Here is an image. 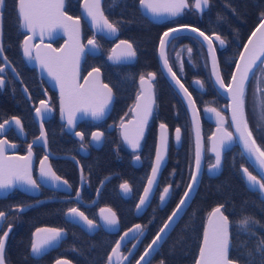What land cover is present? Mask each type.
Here are the masks:
<instances>
[{
    "label": "trees",
    "instance_id": "16d2710c",
    "mask_svg": "<svg viewBox=\"0 0 264 264\" xmlns=\"http://www.w3.org/2000/svg\"><path fill=\"white\" fill-rule=\"evenodd\" d=\"M13 1L15 5V0H7L5 12L9 19ZM80 1L66 0L65 12L73 17H78ZM138 3L139 0H101V10L104 16L118 29V34L112 42L118 39L128 41L136 52V59L133 63L128 66H114L111 69L110 88H113L114 91L117 89L120 92L123 90L133 92L137 79L142 75L154 73L158 83V99L161 110L166 109L170 113L171 108L176 105L175 102L179 103L177 112L181 145L176 154L170 156L168 166L161 177L162 184L174 183V194L165 209L157 210L154 203H151L148 212L140 219L143 224V234L139 235L138 246L129 264L135 263L178 203L189 182L193 166V136L188 114L158 65L157 46L161 33L173 26L192 24L208 36L215 34L223 38L225 44L221 46L216 40L215 49L222 78L227 83L246 38L263 17L261 13H264V0H210L209 7L201 16L197 15L199 17L191 15L185 17L183 13L167 22L153 24L143 17ZM184 18L189 21L183 22ZM86 25V23H82V37H87L90 32L97 36ZM16 31L18 54L20 55L24 34L18 30V21ZM7 33L8 28L7 32L6 29L4 30V38ZM241 34L244 37L239 39ZM168 44V60H170L171 67L177 77L184 82L187 79L190 80L191 74H193L196 81L202 83V88L209 92L213 100L220 99L226 104V101L212 85L204 46L194 38L187 36L172 38ZM7 47L9 46L6 43V50L12 53L11 49H7ZM189 48L192 50L191 52L188 51ZM103 80L108 83L104 72ZM23 82L28 90L36 86L35 83L31 85L27 78L23 79ZM188 90L195 102L196 96L190 87ZM115 94L118 103L120 96ZM39 98H41L40 94L34 92V103ZM208 103L212 102L208 101ZM260 127V137L264 140V128L261 123ZM204 133H206V129H204ZM48 136L49 141L53 144L55 138L51 137L49 132ZM258 146L264 150V141H261ZM149 148L151 151L153 150L154 141L148 140L146 150L150 151ZM57 152L68 153L63 150ZM113 164L117 163L113 162ZM243 167L264 183V179H261L262 177L250 167L239 148L235 146L232 151L224 155L223 169L218 177L210 178L204 173L202 174L192 202L149 264H161V262L163 264H195L207 217L214 208L221 205H223L224 215L233 222L230 226V259L239 264H247L249 261L252 264H264V255L256 251L259 243L264 241V203L257 193L247 190L239 173V169ZM130 170L128 181L132 185L133 194L129 199H118L113 186L116 201L111 206L117 216L119 232L137 222L133 210L148 173V170H144L142 174L135 172L134 169L130 168ZM68 208V205L58 201L36 202L8 239L6 250L11 264H52L57 258H64L72 264H104L117 240V234L108 233L103 229L92 235L86 234L79 227L64 219V213ZM244 217H251L255 222L250 223L248 231H242L236 223ZM40 227L64 230L67 237L61 242L58 249L42 258L33 259L29 256L31 237L32 233ZM248 253H252V255L249 256Z\"/></svg>",
    "mask_w": 264,
    "mask_h": 264
},
{
    "label": "flooded vegetation",
    "instance_id": "af4514ba",
    "mask_svg": "<svg viewBox=\"0 0 264 264\" xmlns=\"http://www.w3.org/2000/svg\"><path fill=\"white\" fill-rule=\"evenodd\" d=\"M80 3H79V16L75 18H81ZM188 3H189V7L183 9L181 14L179 15H182L184 13L185 17L189 15H191L192 17H199L197 15L201 16L207 9L205 8L202 11V13H198L196 8L192 6L194 5V1L188 0ZM16 4H17V0H15V5L13 1L12 6L10 7L11 17L9 19L7 12H5V9L7 7V0L6 3L5 0H3L1 45H2V52L4 58L6 59L7 65L0 58V66L4 68V71L0 72V79H3L4 81L3 86H0V123H3L5 120H9L11 121V123L5 126L4 132L0 133V140H7L8 143L5 145V150H6L5 155L11 157L28 156V146L30 144L33 145L32 148L33 164L31 168V174H32V178L37 181L40 187L37 189V194L33 195L31 193H24L23 191H21V189H19L18 187V183H16L12 188H10L6 192L4 197L0 198V211L5 212L6 214L5 218L3 220H0V236H3L4 232L6 231L9 233L5 239V249L3 252L4 264H11V261L7 255V250H6L10 235L12 234L13 230L18 226L19 222L25 218V215L29 213L31 207L36 202L38 201L41 202L42 200H46V202L48 203H51V201H58L60 203L66 204L69 206L66 212L69 211V209L76 208L78 209V211L83 212L84 215L88 217V219L94 222V224L97 227L94 233L103 229L108 233H116L117 236L119 237V235L124 230L119 232V226H118V220L116 214L115 217L117 220L118 229L116 232H110L107 231L102 225L101 211H103L104 209L107 210L110 209L111 210L110 213H115L111 206V204L114 201H116L113 192V186L115 187V191L118 199L126 200L131 197V195L133 194L132 185L128 181L131 172L130 168L134 169L135 172H139L141 174L144 170L145 171L148 170L147 177L143 185L144 188L152 166L159 126L161 124H164L167 127L168 135H169L168 160L166 166L164 167L160 175L157 187L155 189L154 195L151 199L149 206L151 205V203H154V207L156 206L157 210L165 209L174 194V185H173L174 183L168 182L162 184L161 177L164 174L166 167L168 166L170 156L176 154V151L180 148L181 145V132H180L179 141H177L176 139V129L179 128L178 112H177V107L179 103L175 102L176 105L173 108H171L170 113L166 109L161 110L158 99V93H159L158 83L154 73H153L154 78H149L148 74L144 75V77L148 79L152 84L154 103L152 105V110L148 118L147 124H145V129L138 150L132 151L123 143L121 138V129L124 124L128 123L133 118L132 110L135 106L136 98L140 93L139 90L140 78L136 80V87L135 89L132 90L133 92H130L129 90H123L120 92V90L117 89H115L114 91V89L111 88L114 94V103L110 113L106 118L102 119L99 122L83 120L76 125V128L72 133H68L65 129V124L61 123L59 120L58 102H57L56 93L51 91L49 87L46 85L45 81L38 77V74L35 71V69H32L28 66V64L26 63V61L22 56V51H21L22 46L20 50V55L18 54L17 31H16L17 21H18V30L20 32L21 30L19 27V18L17 15ZM65 7H66V3H65ZM188 21L189 19L186 18H184L183 20V22H188ZM82 23H86V22L81 20V26ZM181 25L193 26L192 24H181ZM86 26H88V24ZM6 27L8 28V33L5 36L6 42L4 43V39H5L4 30L6 29L7 32ZM243 37L244 35L241 34V36H239V39ZM89 39H95L96 41V45H97L95 47L96 54L95 55L86 54L81 68V80L92 69H99L102 75V80H103V72L105 73L108 83H106L104 80L103 82L107 84L110 88L111 69L114 66H120V65L128 66L131 63L111 64L107 59L110 54V50L112 46L120 39L115 40V42H112V40L114 41V39L109 40L99 35L95 36L90 32L88 33L87 37H82L83 44L86 45ZM6 43L9 46L7 47V49L10 48L12 53L9 52V50H6L5 48ZM61 43L62 40L57 39L52 43V45L55 48H58L61 45ZM214 45L216 47V43ZM168 53H169V44L167 46V55ZM168 62L170 64V60H168ZM262 73H264V66L259 65L252 74V76L250 77V80L248 81L245 90V117L249 125V130L252 131L253 138L255 139L256 143H258L257 145H259L260 142L264 140L260 137V133H261L260 124L258 126V122L253 118L251 114L250 103H252L256 97H258L259 99L264 98V91L257 90L258 77L260 78L259 87L264 88V75H262ZM191 76L192 78L190 80L187 79L182 83L186 85L185 87L187 89L190 87L192 92L194 93V96H196L195 104L198 108L201 118L202 134L204 133V129H206V133L203 134V139L205 142V166L203 173L205 174L206 167L212 163V157L208 154L207 145H208V137L213 131V126L204 120L203 108L206 106L214 107L219 113H221L224 116L226 121L225 122L226 128L229 131L231 129L228 123L227 113L224 110L226 104L223 103V101L220 99L213 100V98L210 97L209 92H207L206 89H203L200 84H197L195 82L196 78L193 76V74H191ZM26 78L28 81H30L29 83L31 85L35 83L36 86L28 90L26 84H24L23 82V79ZM25 89H27V91H25ZM34 92H38V94H40L41 97L36 101V103H34L33 101ZM115 93H117L118 97L120 96V100L118 103L116 102L117 97ZM41 101H44L47 104L48 108L51 109L49 111V118L46 121L42 122L43 130L45 133V140L47 141L46 149L49 152V154H47L46 150L43 148L41 144L36 145L34 143L35 140L40 136V129L36 123L34 114L36 108H38V103ZM208 101L212 103H208ZM13 117L18 118L21 121V126L23 128V131H20V128L17 127V125L15 124V120L12 119ZM48 132L51 137L55 138V142H53V144H51V142L49 141ZM77 132L83 135V139H81L80 136L76 135ZM94 132L102 133V144L99 147H97L95 144L92 143V134ZM148 140H150V142L154 141V148L152 151L150 148H149L150 151L146 150ZM13 145L15 147H13ZM234 148L235 146H233V148L230 151H232ZM11 149L13 151H10ZM58 150H63L68 153L62 154V152H57ZM45 155L48 156V160H47L48 164L51 165L53 171L59 177H61V181H65V180L67 181L66 184L67 188H64L63 191L51 190L42 186L39 183L38 166L40 161L45 157ZM137 157H139V159H137ZM113 162H116L117 164H113ZM125 182L128 183L131 189V191L128 194H124L123 190L120 187V185ZM167 186H171L170 196L169 199L166 201V203L162 205L160 200V195L163 192L164 187ZM78 191H79V196L77 195ZM142 191L140 192L137 198L136 204L138 202V199ZM149 206L146 209V211L139 217L135 216L134 214L135 207H134L133 215L137 219V222L135 224H140L143 226L140 219L144 217L145 214L148 212ZM18 207H22L23 211H17L16 209ZM66 212L64 213V219ZM9 225H11L10 231H9ZM40 228H46V227H40ZM62 241H60L57 247L49 250L47 253L43 254L38 258H34L31 256V250H30L31 245H30L29 256L33 259L42 258L45 255L49 254L50 252L58 249ZM31 244H32V237H31ZM130 246L131 244H128L124 249H122L123 256L127 253ZM58 259H62V258H57L56 260ZM56 260H54V262Z\"/></svg>",
    "mask_w": 264,
    "mask_h": 264
},
{
    "label": "snow or ice",
    "instance_id": "6c2138e0",
    "mask_svg": "<svg viewBox=\"0 0 264 264\" xmlns=\"http://www.w3.org/2000/svg\"><path fill=\"white\" fill-rule=\"evenodd\" d=\"M3 4V0H0V5ZM140 4L142 7L147 8L153 15H160L161 12L167 13L169 16H177L181 14L182 10L189 7L188 0H166L164 3H154L153 0H140ZM210 0H195V4L192 5L196 8L197 11H203V9L209 7ZM85 6L87 10V14L92 19V24L96 28H100L101 25L107 28L109 33L114 34L117 32V27L111 23L105 16L103 11H101L100 0H85ZM64 8V0H19V8H18V18L21 22V27L27 29L28 32L35 34L36 30L39 29L41 35L47 33L51 34L52 30L57 26H63L67 30V25L62 23V18L64 20H72V17H66L63 11ZM264 16V13H261ZM75 30L77 36L79 35V19L75 22ZM261 35L264 36V23L260 26ZM189 30L192 32H196L200 37H203L204 41H207L209 55L211 57L212 62V74L216 77V81L223 88L225 87L224 81L219 74L217 58H216V49L213 47L212 37L205 35L203 31H200L198 28L190 27L188 25H182L176 28H170L168 31L164 32L160 38V48H161V58L164 60V65L168 68L169 73L172 75V79L176 81V83L180 86V88L184 91L187 99L189 101L190 107H195V103L192 101L191 95L188 94V90L184 87L180 80L177 78L176 73L172 71V68L168 65V60L165 56L164 47L168 42V37L172 33H177L180 31ZM255 35V33H253ZM215 39L219 42L221 46L225 44V40L221 38L219 35L215 36ZM31 37H26L25 41L22 45L23 54L29 60L33 59L32 57V45L30 44ZM249 42L251 43V38H249ZM121 45H125L126 51L123 53L124 58H132L135 57L136 52L133 49V45L128 41H120ZM88 45H91L95 48L96 41L95 39H89ZM86 46L79 45L76 49L74 55L69 58L68 56H56L51 57L47 56L42 58L39 53L35 59L40 64L41 68L46 70L48 75L51 76L54 80H56L57 84L61 89V103L62 105L65 102V93L67 91L68 96L67 99L71 101L74 97L87 99V95L85 92H76L73 77L78 75V66L80 60V54L84 52ZM245 50L248 51V45H245ZM53 51H56L53 49ZM189 52L192 50L189 48ZM0 52H2V48H0ZM264 55V42L261 43L258 51H253L250 53L248 59H245L244 53L240 54V60L243 61V64L240 62L236 63V72L232 74V83L227 85V88L230 90V98L232 101V122L235 125L237 131L240 133V140L243 143L245 151H247L250 155L256 157V161L259 164L261 169H264V150H262L259 146H257L255 139L253 138L252 131L249 130V125L247 123L245 117V90H246V82L249 81L250 75L253 73L254 66L257 65V61L261 59V56ZM113 57H109L112 59ZM4 68L0 66V72H3ZM94 72L99 74V69H94ZM237 72L239 73V77L237 76ZM91 76L92 73H89ZM264 75V73H262ZM149 78H154L153 73H148ZM141 84H145V77L142 75L140 77ZM258 91H264V88L259 87V80L257 78ZM197 84H200L203 87L200 81H196ZM4 81L0 79V86H3ZM149 88H151V84L149 83ZM105 88L108 86L105 85ZM27 91V89H25ZM111 89L108 88L107 96L103 100V102L95 105H90L84 108L85 113L90 111L93 119H99L103 116L105 108L108 104V101L111 99ZM139 99V96H138ZM261 107L264 108V102L261 103ZM152 102L145 106L144 114L142 120L140 122L139 133L137 137L133 140L129 138L127 131L123 133L124 139L128 142L133 149L139 147V138L143 135L144 125L147 124L148 116L151 113ZM47 104L44 101H41V107L36 108L37 116H42L45 112L50 111ZM208 111L216 112V109L209 108ZM63 113V108H62ZM219 116V113L217 112ZM75 118V113L72 112L68 117V126L71 127ZM15 120V124L20 131H23L21 126V121L18 118L13 117ZM260 119L264 121V111L261 112ZM11 121L5 120L3 123H0V133L4 132L5 126L9 125ZM241 126L243 130L241 131ZM161 129H165V125H160ZM77 136H80L83 139V135L79 132L76 133ZM102 133L94 132L92 134L94 140H99ZM45 133L43 130V125H41V136L38 139L44 138ZM232 134L230 132H224L223 137L220 140L219 147L214 145L213 151L216 152V163L211 165V169H217L221 162V154L220 149L224 147V145L232 140ZM176 139L179 141L180 139V129H176ZM45 146L47 141L45 140ZM8 142L7 140H0V157L4 156V145ZM167 145V138L163 137L161 145L157 146L156 149V160L152 166V173L147 178V186L143 190V195L139 198V203L136 205V208L139 210L146 204L149 199L150 194L153 191V185L156 182L157 173L161 167V161L164 159V149ZM13 147H15L13 145ZM32 148L33 145L28 146V156L19 157L18 159L26 161V164L20 167H14L6 159L0 160V190L9 189L14 186L16 183H23L28 185L30 188L38 189L40 185L36 180L32 178L31 174V157H32ZM139 159V157H137ZM48 160V156L40 161V176L49 178L53 183L62 182L67 184V181H61V177H59L52 169L51 165H48L46 162ZM196 172H193L191 175V182L187 185V190L183 193L179 203L176 205V208L172 211L171 215L168 216L167 221H165L164 226L160 228L159 232L156 234V239L148 245L147 249H145L144 255L140 257V260L136 262V264H141V261L145 259V256L149 254V250L153 248V246L157 243L159 239L162 238L161 234L165 233L166 230L171 227V223L174 221L175 217L182 210L183 206L187 202V198L190 196L191 191L194 187V184L197 181V175L200 169V148L199 141L197 142V150H196ZM210 169V170H211ZM244 174L247 176L248 181L250 182V186L255 188L257 185L259 186V190L264 192V183L261 180H258L255 175H252L248 169H244ZM261 179H264L262 177ZM124 194H128L131 189L128 183H123L120 185ZM170 187H164L163 192L160 195L161 202L166 200L170 192ZM79 196V191L77 192ZM223 205L218 206L212 210V213L209 216L208 225L204 228V241L199 249V258L196 260V264H233V261L228 259V253L231 249V241H230V226L233 223L229 220V218L224 215L222 212ZM17 211H23L22 207H18ZM111 212V210H108ZM69 213L74 216H79L91 229L96 225L87 216L84 215L83 212L78 211L76 208L69 209ZM6 214L3 211H0V220L5 218ZM105 223L109 226H115L117 224V220L115 217V213H111V216L104 217ZM236 223L239 225V228L242 231H248L250 223H255L252 221L251 217H244ZM143 226L137 224L134 226V229H129L128 232L124 234L120 238L119 241L116 242V247L112 249V254L108 257V264H111L113 256H117L119 260L118 251L121 246V242L131 233L133 230L136 232L142 233ZM11 230V225H9V231ZM37 232H46L49 233L48 236L41 238L39 241L36 239L33 240L31 245V251L34 255H40L42 250L51 245L54 241L58 240L61 236V230L48 228V229H37ZM8 232H4L3 236H0V264H4L3 252L5 249V239L8 236ZM239 234V233H237ZM35 235V234H34ZM139 239V236L136 237ZM135 247V245L133 246ZM257 252H260L264 255V241H261L256 248ZM249 256L252 253H248ZM126 259V257H125ZM57 264H67L66 261H57ZM163 264V262H161ZM247 264H252L251 261L247 262Z\"/></svg>",
    "mask_w": 264,
    "mask_h": 264
},
{
    "label": "water",
    "instance_id": "95a60500",
    "mask_svg": "<svg viewBox=\"0 0 264 264\" xmlns=\"http://www.w3.org/2000/svg\"><path fill=\"white\" fill-rule=\"evenodd\" d=\"M193 1H194V4H195V0H193ZM153 2L154 3H164V2H166V0H153ZM65 3H66V0H64V8H63L65 16L66 17H72L71 15H69V14H67L65 12ZM100 5H101V0H100ZM138 7H139V10L142 13V15L146 19H148L150 22H152L154 24H159L161 22H164V21H167V20H170V19L173 18V16H169L167 13H164V12H161L160 15H153L147 8L141 6L140 0H139ZM18 8H19V0H17V4H16L17 15H18ZM2 10H3V4L0 5V48H2V45H1V39H2ZM197 12L198 13H202V11H197ZM80 15H81V18L72 17V20H64L62 18V23L64 25H67V30L63 26H57L56 28H54L52 30L50 35L47 34V33L41 35V32H40L39 29L36 30L35 34H33L31 32H28L27 29L21 27V22L19 20L20 30L25 35V37L23 39V42H22V45H23L26 37H31L30 44L32 45V57H33V59L29 60L28 58H26L24 56L23 47H22V50H21L22 51V56H23L24 60L26 61V63L28 64V66L30 68H32V69H35V71L38 74V77L45 81V83L49 87V89L56 93L57 102H58L59 120H60L61 123L65 124V129H66V131L68 133H72L75 130L76 125L79 122L83 121V120L99 122L102 119L106 118L108 116V114L110 113V111H111V109L113 107V103H114V94H113V92L111 90V92H112L111 99L108 101V104H107V106L105 108V111H104V114H103L102 117H100L99 119H93V117L91 116L90 111L88 113H85V111H84L85 107H88L90 105L99 104V103L103 102V100L107 96V91H108V88H109V86L103 82L100 70H99V74H97L96 72L93 71L94 69H92L81 80V68H82V63H83V61L85 59L86 54H90V55H95L96 54V49L93 48L91 45H88V43L85 45L86 48H85L84 52H82L80 54V60H79V66H78V75H75L73 77L75 91L76 92H81V91L85 92L86 95H87V99L74 97L71 101H69L67 99L68 93L66 91V93H65V96H66L65 102L62 105V103H61V89H60V86L57 84L56 80H54L51 76L48 75L46 70L41 68L40 64L35 59V57L37 56V53H39L42 58L47 57V56H51V57L68 56L69 58H71L74 55V53H75L76 49L78 48V46L79 45H84L83 41H82L81 20L86 22L88 24L89 28L95 34H97V35H99L101 37H104L106 39H109V40H112V39L116 38V36L118 34V31L116 33H114V34H111L107 30V28L104 27L103 25H101L100 28H96V27L93 26L92 19L87 14L86 6H85V0H82L81 3H80ZM77 19H79V35L78 36H77L76 30H75V23H74ZM262 23H264V16L260 19V21L257 23V25L253 28L251 33L246 38V40H245V42H244V44H243V46H242V48H241V50L239 52V55L237 56V59H236V61L234 63V66H233L231 75L229 77V80H228L227 83L224 82L225 87H223V88L220 86V84L217 83L216 77L213 76V74H212V62H211V57L209 55L208 44H207V41H204L203 37H200L196 32H192V31H189V30H184V31H180V32H177V33H172L170 35V37L167 38L168 42L165 44V47H164V52H165L166 58H167V46H168V43H169V41L172 38H175V37L188 36V37L194 38L195 40H197L200 44H202L204 46L205 52H206V56H207L209 75H210V79H211L212 85H213L215 91L226 101L225 111L227 113L228 123H229L230 129H231L230 131L226 128V126H225V122L226 121H225L224 116L221 113H219L217 110H216V112L208 111L209 108H214V107L206 106V107L203 108L204 120L213 126V131L210 134V136L208 137V145H207L208 146L207 151H208V154L212 157V163L210 165H208L206 167V169H205V174L208 177H210V178H216V177H218L221 174L222 169H223L224 155H225L226 152L230 151L233 148V146H237L239 148V150L241 151L242 155L244 156L245 160L250 165V167L259 176L264 177V169H261L259 167V164L257 163L255 156H252L247 151H245L243 143L240 140V133L237 131L235 125L232 122V101H231V98H230V90L227 88V85L232 83V74L234 72H236V63L240 62L241 64H243V61L240 60V54L244 53L245 59H248L249 56H250V53H252L254 50L258 51L261 43L264 42V36L261 35V29H260V26H261ZM180 26H182V25L174 26V27H171V28H176V27H180ZM188 26H190V25H188ZM190 27H194V26H190ZM169 29L170 28L164 30L161 33L160 38L163 35V33L168 31ZM253 33H255V35H253ZM215 36H216L215 34L210 35V37H212L213 47L214 48H215L214 44L216 42ZM160 38H159V42H158V46H157V59H158V65H159L160 71L162 72L163 76L165 77V79L167 80L169 85L172 87V89L176 92V94L178 95V97L182 101V103H183V105H184V107L186 109V112L188 114V118H189L190 125H191V131H192V136H193V166H192L191 175H192L193 172L197 171V169H196V150H197V142L198 141H199V148H200V169H199V172H198V175H197V181L194 184V187H193V189L191 191L190 196L187 198L186 204L183 206L182 210L179 212V214L175 217L174 221L171 223V227H169L166 230L165 233L161 234L162 238L159 239L157 241V243L153 246V248L149 250V254L147 256H145V259L143 261H141V264H149L150 263V261L155 256L156 252L159 250V248L161 247V245L163 244L165 239L168 237V235L171 233V231L175 228V226L177 225V223L179 222V220L181 219V217L183 216V214L185 213V211L189 207V205L192 202V200H193V198H194V196H195V194L197 192V189L199 187V184H200V181H201V177H202V174L204 172V166H205V142H204V139H203L202 124H201V118H200V114H199L198 108H197L196 104H195L194 108L190 107L189 101H188L187 96L185 95L184 91L180 88V86L176 83V81L172 79V75L169 73L168 68L165 67L164 60L161 58V54H160L161 53ZM249 38H251V43L249 42ZM57 39H61L62 43H61V45L58 48H55L52 45V43L55 40H57ZM120 41H122V40H118L112 46V48L110 50V54H109V56L107 58L108 61L111 64L133 63L135 61V59H136V55H135V57H132V58H124L123 57V53L126 51V47H125V45H121ZM123 41H125V40H123ZM245 45H248V51L245 50ZM53 49H55L56 51H53ZM110 56L113 57V58L109 59ZM0 58L7 65L6 59L4 58V55H3V52H0ZM216 58H217L219 74H220V76L222 78V75H221V72H220V67H219L217 53H216ZM168 65L170 67L169 62H168ZM259 65L264 66V55H262L261 59L257 61V65L254 66L253 73H254V71L256 70V68ZM89 73H92V75L90 76ZM252 74L250 75V77L252 76ZM237 76L239 77V73L238 72H237ZM145 80H146V83L143 84V85L141 84V80L139 81L140 93L138 94L139 99H138V96H137L135 106H134V108L132 110L133 118L128 123L124 124L122 126V129H121L122 141L132 151L138 150L139 147L133 149V147L128 142L125 141L123 133L125 131H127L128 135H129V138L134 140L137 137L138 133H139L140 122H141L143 114H144L145 106L149 103V101L152 102V105L154 103V94H153L152 84L150 83V81L148 79L145 78ZM149 83L151 84V88H149V86H148ZM180 83H182L181 80H180ZM247 83L248 82H246V85H247ZM105 85H107L108 87L105 88L104 87ZM184 87H185V85H184ZM188 94H190L189 91H188ZM191 98H192V101L194 102L192 96H191ZM39 107H41V102L38 103V108ZM62 108H63V113H62ZM72 112L75 113V118H74V122H73L72 126L69 127L67 121H68L69 114L72 113ZM217 112L219 113V116L217 115ZM149 116H148V118H149ZM34 117H35L36 123H37V125H38V127L40 129V136H41V125H42L43 121H46L49 118V111L45 112L42 116H37L36 111H35ZM144 129H145V125H144ZM242 130H243V128L241 126V131ZM224 132H230L232 134L233 138H232L231 141L227 142L222 149H220L221 162H220L219 167L217 169H211V165L216 163V152L213 151V147H214V145L219 147V143H220L221 138L224 135ZM96 133H99V132H96ZM163 137L167 138V145H166V148L164 149V159L161 161V167H160V169H159V171L157 173L156 182L153 185V191L150 194L148 201L139 210L135 207L134 214H135L136 217L141 216L146 211V209L148 208V206H149V204L151 202V199H152V197L154 195L155 189L157 187L160 175H161L164 167L167 164L168 148H169L168 130H167V127H165V129H161V127L159 126L158 137H157V142H156V147H155V153H154L152 166H153V164L155 163V160H156V149H157V146L161 145ZM38 138L35 140L34 143L36 145L41 144L43 146V148L46 150L47 154H49V152L46 149L45 142H44L45 141V136L42 139H38ZM141 139H142V136H140V138H139V145H140ZM92 143L95 144L97 147H99L102 144V135H101V137H100V139L98 141L94 140L93 136H92ZM4 148H5V145H4ZM10 151H13V150L11 149ZM5 152H6V150L4 151V156L0 157V160L6 159L8 161V163H10L14 167H20V166H23V165L26 164V161L18 159L20 156L19 157L18 156H14V157L6 156ZM65 158H68V157H65ZM30 163H31V168H32V164H33L32 157H31V162ZM46 163L48 164V162H46ZM152 166H151V169H150L149 176L152 173ZM40 167H41V164L39 163V166H38V180H39V183L42 186H44V187H46L48 189H51V190H55V191H63L64 188H67L66 184H64L62 182L53 183L49 178L41 177L40 176ZM244 169H246V168H244V167L240 168L239 169V173H240L241 179L243 180L247 190L250 191V192L257 193L259 195L260 200L264 203V192H261L259 190V186L258 185L255 188H252L250 186V182L248 181L247 176L244 174ZM190 182H191V176H190L188 184ZM146 186H147V181L145 183L144 188ZM18 187L24 193H31L33 195L37 194V189L30 188L28 185L23 184L22 182L18 183ZM144 188H143V190H144ZM9 189L0 190V198L4 197L6 192ZM186 190H187V186H186L184 192ZM141 195H143V191H142ZM169 196H170V192H169L168 196L166 197V200L164 202H161L162 205L164 203H166V201L169 199ZM182 196H183V194H182ZM180 199H179V201H180ZM179 201H178V203H179ZM138 203H139V199H138L137 204ZM175 208H176V206L174 207V209ZM171 213H170V215H171ZM211 213H212V211L209 213V215L207 217L205 226L208 225L209 216H210ZM101 216H102V225H103V227L107 231L116 232L117 229H118L117 228V224L115 226H109V225H107L105 223V220H104V217L111 216V213L107 209H104L103 211H101ZM65 219L69 223L79 227L83 232H85L87 234H93L96 231V229H97L96 226L90 229L88 227V225L79 216H74V215L70 214L69 211L66 212ZM166 221H167V219H166ZM164 223H163V225L161 227L164 226ZM135 225H137V224H135ZM135 225L131 226L130 228H128L126 230H124L119 235L117 241H119L120 238L122 236H124V234L126 232H128L129 229H134ZM38 229H48V228H38ZM159 230H158V232H159ZM156 234L153 237V239H156ZM48 235H49V233H46V232H39L38 233L37 230H35L33 232V235H32V242H33L34 239L39 241L41 238L46 237ZM138 235H139V233L136 232L135 230H133L131 233H129V235L127 237H125V239L121 242V246H120L118 254H117L119 256V260L117 259V256H113L111 264H129L133 254H134V252H135V250L137 248V245L139 243V239L136 238ZM65 238H66V232L61 230V236L59 237L58 240L54 241L51 245H49L47 248L42 250L41 254L38 255V256L34 255L32 253V251H31V256L34 257V258H38V257L42 256L43 254L47 253L49 250L54 249L55 247H57V245L60 243V241L64 240ZM153 239L150 241V243L153 241ZM203 241H204V235L202 237L200 246L203 244ZM230 241H231V239H230ZM128 244H131V246H130L129 250L127 251V253L123 256L122 249H124ZM134 245H135V247H133ZM148 245H147V247H148ZM114 247H116V243L114 244L112 249ZM147 247L145 249H147ZM112 249H111L109 255L112 254ZM144 253H145V250L141 253V255L138 257V259L135 261L134 264H136V262L138 260H140V257L142 255H144ZM109 255H108V257H109ZM108 257H107V260H106L105 264H108ZM125 257H126V259H125ZM198 258H199V252H198L197 259ZM228 259H230V251L228 253ZM230 260H232V259H230ZM57 261H62V262L66 261L67 264H72L70 261H68L66 259H63V258L56 260L53 264H57ZM232 261H233V264H239L238 262H236L234 260H232ZM195 264H196V262H195Z\"/></svg>",
    "mask_w": 264,
    "mask_h": 264
},
{
    "label": "rangeland",
    "instance_id": "374dc122",
    "mask_svg": "<svg viewBox=\"0 0 264 264\" xmlns=\"http://www.w3.org/2000/svg\"><path fill=\"white\" fill-rule=\"evenodd\" d=\"M264 102V98L259 99L256 97L252 103H250L251 114L253 118L258 122V126L261 125L264 128V121L260 119L261 112L264 111V108L261 107V103Z\"/></svg>",
    "mask_w": 264,
    "mask_h": 264
}]
</instances>
